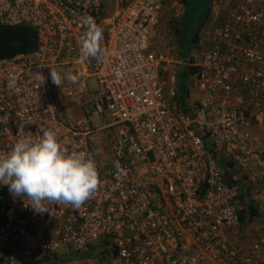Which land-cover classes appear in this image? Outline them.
I'll return each instance as SVG.
<instances>
[{
	"label": "built area",
	"instance_id": "built-area-1",
	"mask_svg": "<svg viewBox=\"0 0 264 264\" xmlns=\"http://www.w3.org/2000/svg\"><path fill=\"white\" fill-rule=\"evenodd\" d=\"M211 7L217 23L185 62L197 69L183 102L172 66L184 0H115L111 15L101 0H0L2 24L30 25L38 37L34 51L0 58V155L52 130L98 171L79 207L45 201L44 213L0 185V247L13 258L32 263L61 245L106 240L100 264H264V144L252 131L264 132V0ZM87 16L102 29L99 58L81 56ZM162 20L173 42L161 50ZM96 137L107 142L100 157ZM250 204L261 213L255 239L234 261L231 234Z\"/></svg>",
	"mask_w": 264,
	"mask_h": 264
},
{
	"label": "clouds",
	"instance_id": "clouds-1",
	"mask_svg": "<svg viewBox=\"0 0 264 264\" xmlns=\"http://www.w3.org/2000/svg\"><path fill=\"white\" fill-rule=\"evenodd\" d=\"M82 23L86 31L80 40L81 56L99 58L103 52L102 29L91 16L85 17ZM185 62L183 66H188ZM50 75L52 82L60 86V75L54 70ZM116 167L119 170L118 163ZM97 183L95 162L90 157L63 149L52 130L41 129L35 139L20 138L7 153L0 155V185L7 186L14 198L25 201L26 197L27 205L37 213L48 211L42 207L45 201L79 207L95 191ZM251 219L253 221L254 216Z\"/></svg>",
	"mask_w": 264,
	"mask_h": 264
},
{
	"label": "trees",
	"instance_id": "trees-1",
	"mask_svg": "<svg viewBox=\"0 0 264 264\" xmlns=\"http://www.w3.org/2000/svg\"><path fill=\"white\" fill-rule=\"evenodd\" d=\"M189 1L190 0H184L186 7L189 4ZM210 9L211 6L210 8H208L205 19L204 20L202 19L196 33L190 38V42L191 44H193V46L192 47L188 46L187 51L185 49L180 50V45H181L180 40H184L182 38V33L184 32L183 27L186 28V24L183 22L184 20L176 24L175 36L179 37L178 42H179L180 57L185 59L187 62H191L195 58L196 53L198 52L196 46L198 40L200 39L199 36L200 31L204 27L207 16L211 11ZM37 45H38L37 32L32 26L26 24L5 25L0 22V58L11 57L15 54L28 53L34 51L37 48ZM184 67L185 69L184 70L181 69L179 72L180 92H181L180 97L183 100V102L185 99V94L187 89L186 87L187 77L190 72H194L197 69L191 66H184ZM253 132L255 135L260 136L261 138L263 136L262 141L264 140V134L261 133L262 134L261 136V134L258 132L257 129H254ZM260 214L261 213L259 209H257L256 206L250 204L248 206V212L245 211L241 213L240 218L242 223H245L248 216L253 217L256 215L259 216ZM107 246H108V241L106 240H103V242L97 245L90 244L88 247L84 249L74 250L70 246L66 245V249L69 250V254L65 255L58 251L48 252L42 254L41 256L36 257L32 263H21L12 257L11 248L0 247V259L3 258L4 259L3 262L7 261L8 264H79V262L83 260L81 256L89 252L101 254L103 255L104 258V256L107 255V253L110 251V249Z\"/></svg>",
	"mask_w": 264,
	"mask_h": 264
},
{
	"label": "rangeland",
	"instance_id": "rangeland-1",
	"mask_svg": "<svg viewBox=\"0 0 264 264\" xmlns=\"http://www.w3.org/2000/svg\"><path fill=\"white\" fill-rule=\"evenodd\" d=\"M101 1L107 9V14L111 15L113 12V9H114L115 0H101ZM210 6H211V0H190L189 1V4L187 5V7L184 11V14L182 16V19H180V21L184 20L183 22L186 24V28L183 27L184 32L182 33V38L185 41L180 40V43H181L180 50L185 49L187 51L188 46L189 47L193 46V44H191V42H190V38L196 33L198 26L200 25L202 19L203 20L205 19L206 12H207L208 8H210ZM210 10L211 11L209 12V15L207 16L204 27L201 29L200 35H199L200 38L203 40L208 38L213 26L217 23L216 15L212 11V7ZM162 25H163L162 29H160L158 32L159 33V37H158L159 42H158L157 38L155 41L156 42V48L161 49V50L164 49L166 46H170L173 42V41L168 39L169 36L167 35V33H165V27L164 26L166 25V22L164 20H162ZM161 37H165V42L160 41ZM174 38H175L174 43L177 42V45L179 48V42H178L179 37L175 36ZM196 54H199V53L197 52ZM185 61H186L185 59L179 57V63L181 62V65L178 68H177V64L173 65L172 66L173 70L174 71H178V69L184 70L185 67L183 66V63ZM88 83L91 87L92 92H94L96 89L94 79H90L88 81ZM72 115L73 116H80V111H78L76 108H74ZM61 117L67 118V117H69V115H66L62 112ZM97 121H98V123H100L99 119H97ZM256 129L258 130V132L260 134L262 133V130L260 127H256ZM252 131H254V130H252ZM261 136H262V134H261ZM96 139H97V143L93 147V152L97 157H100L101 154H103L104 151L106 150L107 142L104 139V137H101V138L96 137ZM251 218L252 217L247 218V220L245 222V226L242 227V229L240 230V232L238 234H231L232 245H234L238 249L239 254H240L239 257L234 261H238L242 257L246 258V257L250 256L251 243L255 239V235H254V231L252 230V226L257 225L258 217L254 216L253 221ZM57 251L65 254V255L69 254V250L66 249L65 245H61L60 247H58ZM81 258L83 260L80 261L79 264H100V262L104 260L105 256L103 258V255H101V254L89 252V253L81 256ZM3 261H4L3 258L0 259V264H8L7 261H5V262H3ZM231 264H233V263H231Z\"/></svg>",
	"mask_w": 264,
	"mask_h": 264
},
{
	"label": "crops",
	"instance_id": "crops-1",
	"mask_svg": "<svg viewBox=\"0 0 264 264\" xmlns=\"http://www.w3.org/2000/svg\"><path fill=\"white\" fill-rule=\"evenodd\" d=\"M262 134H264V132L262 131Z\"/></svg>",
	"mask_w": 264,
	"mask_h": 264
}]
</instances>
